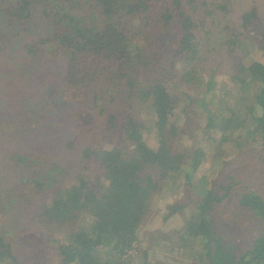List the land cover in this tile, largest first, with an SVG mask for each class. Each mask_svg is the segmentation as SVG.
Listing matches in <instances>:
<instances>
[{
  "label": "trees",
  "instance_id": "obj_1",
  "mask_svg": "<svg viewBox=\"0 0 264 264\" xmlns=\"http://www.w3.org/2000/svg\"><path fill=\"white\" fill-rule=\"evenodd\" d=\"M86 1L89 7L75 13L71 0H0V49L10 54L1 43L18 32L21 47L32 52V59L40 52L44 59L46 54L51 58L62 54L66 67L62 97L81 103L85 96L97 100L106 95L103 135L117 138L123 131L126 136L121 142H101L104 137L93 135L96 124L88 120L92 111L82 103L72 121V135L48 164L42 161L51 156L50 147L23 144L22 135L29 129L14 123L27 115L19 112L24 110L23 99L9 110L0 98L1 177L8 176L7 169L18 174L14 190H19L20 201L31 203L42 197L36 221L48 233L61 236L55 248L58 264H174L182 251L188 257L184 264H264V38L255 33L257 25L264 26V1ZM157 17L169 34L151 23L138 28L140 20L152 22ZM236 36L239 42H233ZM233 43L244 58L258 49L260 59L233 63L228 57ZM224 62L233 67L237 86L233 97L244 99L248 89L253 91L244 119L248 132L237 137L234 146L244 149L253 144L249 168L259 169L263 180L229 178L199 191L192 182L205 152L199 138L187 145L191 138L185 137L186 131L181 134L174 122L171 112L181 100L176 82L183 80L195 89L192 104L207 112L205 131L224 129L221 142H231L227 131L233 117L216 119L207 103ZM102 81L121 84L118 90L101 92ZM145 111L152 120L144 123ZM40 124L46 126V118ZM146 127L155 131L149 138L154 144L142 139ZM14 131L17 138L12 140ZM70 160H78V171L71 176L66 165ZM64 173L69 179L60 183L57 177ZM178 184L180 189L189 188V201L183 196L173 207L167 205L162 220L166 223L181 213L180 221L142 239L138 234L142 220L152 213L158 198L174 194ZM14 190L7 189L0 197L7 199ZM193 191L201 195L192 198ZM225 222L241 227L239 239L227 240L218 232L217 226ZM122 258L127 261L120 263ZM0 263L22 264L3 235Z\"/></svg>",
  "mask_w": 264,
  "mask_h": 264
},
{
  "label": "rangeland",
  "instance_id": "obj_2",
  "mask_svg": "<svg viewBox=\"0 0 264 264\" xmlns=\"http://www.w3.org/2000/svg\"><path fill=\"white\" fill-rule=\"evenodd\" d=\"M195 1L197 3H202L205 0ZM86 2V0H71L73 11L77 13L80 8L89 7ZM148 23L152 24L151 27L157 30L161 29L163 30L162 32L169 34L168 31L162 29L164 26L159 24L158 17L152 22L140 20L137 25L138 28H144L147 27ZM138 28L137 31H140ZM155 32L156 31H151L150 33L154 34ZM150 33L147 35L150 36ZM255 33L264 38V26L257 25ZM15 35L16 36L12 40L10 39L9 41L1 43L7 46V50L11 52L7 54L4 48L0 49V77L5 76L3 81L0 80V98L3 102L2 104L7 106L9 110L13 107H18L17 105L20 104V100L23 99L24 106L22 108H24V110H20L19 112L23 115L25 114L24 112H26L27 115H25L26 117L24 116L23 121L16 118L14 122L21 123L24 129H29L28 132L22 135V139L25 140L23 144H36L38 148L50 147L52 151L51 156L46 157L42 162L47 161L49 164L52 158H58V155L63 151L62 143L64 139L72 135L70 133L72 121L76 118V113L77 116H79V107H81L80 104L82 103L85 104L87 110L92 111V116H89L90 119L88 120L96 124V130L93 132V135H98L99 137L101 135V137H104L106 108L102 100L107 99V96L102 95L101 98L97 100H92L91 96H85L81 103L66 100L62 97L65 87L64 76L66 74V67L62 62L63 55L56 54L54 58H51L46 56V54L44 59V52H40V55L38 54L36 58L32 59V52L21 47L22 40H18V32H16ZM239 41L240 37L236 36L233 42ZM228 57L235 64L246 63L248 62L247 60L255 61L260 59V51L258 49H253L248 57L244 58L242 54L236 50L235 44L233 43ZM25 61H27V65H25ZM19 65L24 69L21 70ZM174 68L176 75L177 65H175ZM233 74L232 65L224 62L222 69L216 74L213 82L215 85H213V90L207 101L208 107L215 113L216 119L233 117V121L230 123L227 131L228 134H231V142L228 140V142L224 143L221 142L224 129L217 128L208 130L207 132L205 131L207 125V112L205 108L203 109L200 105L195 103L192 104L193 100L197 99L196 91L192 85L183 80H178L176 82L181 100L176 102L171 112V114H174V122H176L181 130V134L184 135L186 131L185 137L191 138L186 143L187 145H192L194 138H199L202 140L200 148L205 152V158L198 171L195 173L192 182L196 188L199 187V191L206 187V190H209L210 187H215L221 182L229 180V178L235 181H241L242 179L248 183H257L264 179H261L259 169L249 168L254 161L252 160L254 156L248 155L250 150L254 148L253 144H248L244 149L234 146L237 137L245 135L248 132L244 119L249 115L248 108L253 101V91L248 89L244 93V99H236L233 97L234 90L237 87ZM25 78H28V80H23ZM12 79L14 81L11 82ZM120 84L121 83L117 81H102L100 83V90L101 92L109 88L118 90ZM133 112L136 115H140L141 111L134 108ZM145 112L146 114L143 113L144 119L141 120V122L144 123L152 120V116L149 114L150 112ZM44 118H46L48 124L41 127L40 123ZM117 122L119 125L123 123L121 118L117 119ZM204 132L206 135H204ZM153 134H155V131L150 127L141 130L142 139L147 141V143L150 142L149 138L152 137ZM109 136L104 137V139L100 137L102 139L101 142L105 140L107 143H111L112 140H114V143L116 141L121 142V138L126 137L123 131L118 133L117 138ZM16 138L17 134L14 131V138L12 140ZM20 140L19 138L18 141ZM77 162L78 160H70L66 164L69 165L68 173L70 176L75 175L78 171ZM3 166L4 165H1L0 162V168H3ZM186 167L187 163L183 165V168ZM6 171L8 176L2 178L1 175H3V172L0 169V189H2L0 195H3L7 189L13 191L16 188V184L19 183L18 174L8 169ZM69 174L64 173L58 176L57 179L60 183H64L65 180L69 179L65 178V176ZM182 176L183 174L180 173L178 177L179 182L182 181ZM256 179L261 180L255 181ZM179 187L180 184H178L175 193L171 196H160L157 200V204L155 203L152 213L142 220L138 230V234L142 239L147 233L160 234L163 228L180 221L181 213H178L177 218L169 217L166 223L162 220L168 211V209H165L167 205L173 207L172 205H176L183 196H185V201H189L186 200L190 195L189 188L182 187V189H180ZM17 191L19 190H14V194H11L7 199L0 197V235H3L6 241L9 242L13 254L20 263L58 264L59 257L55 252V248L61 236H58L56 233H48L41 226H38L36 221L37 208L42 197L35 199L37 203H35L33 199V204H31L32 202L27 203L20 201V197L16 195L18 193ZM199 191L191 192L193 194L191 197L197 198L200 196L201 194L198 195ZM157 208H159V213H156ZM217 227L218 232L227 240L234 238L239 239L241 237V227H236L226 222L220 223ZM53 240L56 242L54 241L53 243ZM155 253L159 255L161 252L158 253L156 250ZM181 253L182 254L175 256L174 264H184L187 261L188 257L186 256V252L182 251ZM128 254L131 257L134 252L130 251ZM167 256L171 257L170 255ZM126 261L127 259L122 258L120 263H125Z\"/></svg>",
  "mask_w": 264,
  "mask_h": 264
}]
</instances>
